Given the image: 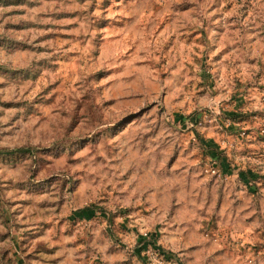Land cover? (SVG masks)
Listing matches in <instances>:
<instances>
[{
  "label": "rangeland",
  "instance_id": "374dc122",
  "mask_svg": "<svg viewBox=\"0 0 264 264\" xmlns=\"http://www.w3.org/2000/svg\"><path fill=\"white\" fill-rule=\"evenodd\" d=\"M0 264H264V0H0Z\"/></svg>",
  "mask_w": 264,
  "mask_h": 264
}]
</instances>
